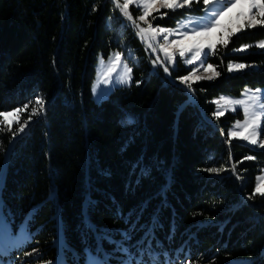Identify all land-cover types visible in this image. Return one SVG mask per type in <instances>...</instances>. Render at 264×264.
Wrapping results in <instances>:
<instances>
[{
	"label": "trees",
	"instance_id": "obj_1",
	"mask_svg": "<svg viewBox=\"0 0 264 264\" xmlns=\"http://www.w3.org/2000/svg\"><path fill=\"white\" fill-rule=\"evenodd\" d=\"M260 41L264 27L217 47L207 62L221 75L194 83L197 104L152 63L112 0H0V111L29 104L11 131L0 124L2 211L31 235L12 255L53 263L60 221L72 263L88 251L123 262L128 248L137 260L155 253L162 264L165 253L176 264H264V197L251 196L264 148L224 142L241 111L216 118L219 128L202 111L214 117L221 94L264 87ZM243 45L252 46L233 51ZM129 49L132 84L96 102L98 56ZM229 63L248 67L229 73ZM189 70L178 61L170 73L177 79ZM37 97L45 110L28 120ZM213 167L221 171H205Z\"/></svg>",
	"mask_w": 264,
	"mask_h": 264
},
{
	"label": "snow or ice",
	"instance_id": "obj_2",
	"mask_svg": "<svg viewBox=\"0 0 264 264\" xmlns=\"http://www.w3.org/2000/svg\"><path fill=\"white\" fill-rule=\"evenodd\" d=\"M114 6L119 10L120 14L126 18L127 21L131 22L132 25L136 29H138L137 35L144 39L145 34H149L152 40H155L156 37H162L164 43L160 44V49L164 52L167 62L169 64H174L176 61V56L174 54L175 49H178L179 56L184 57L186 53H193V55L188 58L185 63L191 65L194 62L199 61V67L204 68L205 72H209L210 74L207 76L196 75V71L198 69H190L189 75L178 77L177 79L181 84L185 85L188 90H192V84L196 81L200 80H213L216 77H219L221 73L216 71L215 67L211 63H207L205 67V63L209 57L215 53L217 44H222L225 47L229 44V39L236 33H240L245 29H255L258 26L264 27V0H217V2L223 3L224 6L221 7L219 11H211L210 9H206V13L210 12V22L206 26L199 27L198 30L183 31L180 32L179 35L182 36V39H173L169 42V36L175 32V29H169L164 27H153V25L147 20L152 14L153 10L158 11L159 8L176 10V9H184L186 5L190 6L193 3V0H123V3L120 0H113ZM203 4H212L213 0H202ZM137 4V12L139 13V4L143 5L142 14H138V20L143 21L147 24V27H141L136 20L133 18L132 14L129 11V6ZM158 6V7H157ZM255 10V11H254ZM235 12V16L233 17L231 14ZM163 15H167L164 13ZM225 17L229 18L227 24H224L223 21ZM222 33V35H218ZM252 45H243L242 49L249 48ZM259 48L264 49V41H260L257 45ZM148 47L155 52L156 48L153 47L152 43L148 44ZM209 49L208 52H205V49ZM242 49H233V51H240ZM203 54V59H202ZM121 53H116V61L119 62L121 59ZM164 63V61H160L159 57L153 60L152 63ZM248 65L243 63H229L227 65V71L232 73L233 71H239L245 69ZM124 74L120 77V83L129 84L132 81V68L128 67L127 64L124 65ZM164 72H168L169 68L167 66L164 67ZM115 71V69H113ZM137 83H140L137 81ZM260 89H256L253 96L249 97V100H252L253 103L251 105H246L245 101L236 100L229 101L224 97H220L219 100L214 101L218 107L217 110L213 113V116L219 119L221 116L225 114L224 111L220 110V101H225V103H235L237 105H245L243 108V112L245 114V120L243 124L240 121H236L234 127L237 129H241L239 131H235L229 129L228 136L231 138H239L240 140L249 142L250 145L256 146L258 145L260 148H264V141L260 139V120L262 114H264V102H260L258 107L255 103L256 101H260L261 97L257 95L260 93ZM31 103V101L29 102ZM45 101L40 97L35 99V104L38 107H33L31 109V113L28 117V120H31L33 116H40L43 114L45 110ZM29 104L23 105V107H17L12 111H0V117L3 119L0 120V124L7 125L8 131H11L13 122H17L19 124L20 113L27 110ZM252 109L250 112L249 109ZM235 111V109H232ZM28 120L21 124L18 128V132H14L13 138H15L18 133H25L26 128L28 127ZM227 144L232 143V139L226 140ZM244 159L254 160L255 157L249 156ZM242 162V161H241ZM205 171L210 173H219L221 169L218 168H208ZM233 172H235V165H233ZM239 179V177H237ZM259 183L256 184L253 193L251 196L259 195L264 197V177L257 178ZM251 196L249 198H251ZM156 220L154 219L153 224L155 225ZM33 251H36L35 249ZM121 251L126 254V259L122 262V264H162L159 256L155 253L148 254V261H145L143 257L140 260L136 259V256L139 253H133L128 248H122ZM26 255H31V253H26ZM165 260L163 264H176L175 261L168 258V254L165 253ZM51 264V262H49ZM106 264V262H104ZM182 264H192L191 260H185Z\"/></svg>",
	"mask_w": 264,
	"mask_h": 264
},
{
	"label": "rangeland",
	"instance_id": "obj_3",
	"mask_svg": "<svg viewBox=\"0 0 264 264\" xmlns=\"http://www.w3.org/2000/svg\"><path fill=\"white\" fill-rule=\"evenodd\" d=\"M120 2L123 3V0H120ZM223 6H224V4L217 2V0H213L212 4H203L202 0H193V3L190 6L186 5L184 9L170 10V9L159 8L158 11L153 10L152 14L149 17H147V20L153 25V27L159 26V27H164V28H169V29H175V32L169 36V42H170L173 39H182L183 37L179 35L180 32H183V31L191 32L193 30H198L199 27L206 26L210 22V19H211L210 12L211 11H219L221 9V7H223ZM136 9H137V4H133V5L129 6V11L132 14L133 18L136 20V22L141 27H147V24H145L143 21L138 20V14H142V12H143V5L139 4V9H140L139 13L137 12ZM206 9H210V12L206 13ZM179 12L182 13V15H178ZM164 13H167V15H163ZM175 15H178V16L175 17ZM231 15L234 17L235 12L232 13ZM121 17H122L123 24H125L127 27H129L136 34L137 37H140L139 35H137L138 29L134 28V25H132L131 22L127 21L126 18H124L122 15H121ZM171 17H173V19H172L173 24L167 25V24L163 23V20H167ZM228 21H229V18L225 17L223 23L227 24ZM258 27H260V26H258ZM236 34H238V33H236ZM218 35H222V33H219ZM230 39H231V37H230ZM230 39H229V41H230ZM144 40H145L147 45L149 43H152L153 47L156 48L155 52H153L152 50L150 51V49H149L150 53L151 54L154 53L156 57H159L160 61H164L163 66L164 67L167 66L169 68V71L167 72V74L170 77H168V78H170L171 81H173L177 85L185 88L186 91H188L187 92L188 96L192 99H195L196 98L195 97L196 96V88L194 86V83H196L198 81H196L192 84V90H188L185 85L181 84L179 80L173 78L171 73H170V69L176 67V63L178 61H180V62H182L183 65L187 66L189 69H198V71H196V75H203V76L209 75L210 74L209 72H205L204 68L199 67V63H200L199 61L194 62L191 65L185 63V61L188 58H190L193 55V53H186L185 56L182 58L179 56L178 49H175L173 51H174V54L176 56V61L174 64H169L167 62V59L165 57L164 52L159 47L160 44L164 43L162 37L158 36V37H156L155 40H152L149 34H145ZM219 46H223V45L218 43L217 47H219ZM246 49L247 48H244L240 51H243ZM208 51H209V49L206 48L205 52H208ZM116 53L122 54L119 62L116 61ZM126 57L136 59L132 49H129L125 53L120 52L118 50H113V51H111V53L108 56H104L102 54H100L98 56L97 62L95 65L96 73H95V77H94L93 82H92V94H93V99L96 102H100L103 99H105L106 97H108L109 94L113 90H115L116 88L128 87L132 84V82H133L132 73H131V76H132L131 83L124 84V83L119 82L120 77L123 76L124 71H125L124 65L127 64V66L131 68L130 63ZM202 59H203V54H202ZM207 63L208 62L206 61L205 67L207 66ZM158 64L160 65L159 62H158ZM233 64H236V63H233ZM113 69H115V71H113ZM215 69H216V67H215ZM216 71H217V69H216ZM233 72H237V71H233ZM200 81H202V80H200ZM207 81H209V80H207ZM256 89L261 90V92L257 94L261 97V100L255 102L257 104V107H258L260 102H264V100H263L264 99V87H257V88L245 87L240 95H233V94L224 93V94H221L218 98L214 99V101L219 100L220 97H224V98H226V100H229V101L242 100V101H245L246 105H251L253 103V101L249 100V97L254 95ZM220 105H221L220 110L224 111L225 113L231 112V113L235 114L238 111H241L243 113V117H236L235 120L231 123V125L229 127V129H232L235 131L241 130V129L235 128L234 125H235L236 121H240L241 124H243V122L245 120V114L243 112V108L245 105H237L235 103H225V101H223V100L220 101ZM215 106H216V110H217L218 106L216 104H215ZM233 108L235 109V111L232 110ZM249 110H250V112L252 111L251 108ZM204 117L209 123H212L216 128H219L217 126L215 117H209L205 113H204ZM259 123H260V129H259L260 139L262 141H264V114H262L261 120ZM231 139L239 140L241 142H245V143L249 144V142L240 140L239 138H231ZM224 142L226 143V140H224ZM256 146L259 147L258 145H256ZM258 177H264V167L262 168V171L258 175ZM1 179H2V177H1ZM259 182L260 181H258V179H257L256 184ZM58 227H59V236L57 238L56 243H57V246L59 248V251H58L57 259L51 264H104V262H106V264H110L107 261V256H105L107 254V252H105V251H103L102 254H100L98 252H94V251H88L86 254L85 261L83 263L68 262L64 256L63 252H62V249H61L63 237H62V227H61L60 221L58 223ZM30 238H31V235H30L29 231L27 230L26 224L24 222L21 223L17 229H14L12 227L11 221L9 220L7 215L4 214L2 211L1 200H0V264H22L21 260H18L14 255H12V250L16 247L23 245ZM111 264H122V262H119V263L114 262Z\"/></svg>",
	"mask_w": 264,
	"mask_h": 264
},
{
	"label": "water",
	"instance_id": "obj_4",
	"mask_svg": "<svg viewBox=\"0 0 264 264\" xmlns=\"http://www.w3.org/2000/svg\"><path fill=\"white\" fill-rule=\"evenodd\" d=\"M147 46H148V45H147ZM152 55L157 59V57L155 56L154 53H152ZM160 65H161L162 67H164V66H163V63H160ZM166 75H167V77H170V76L167 74V72H166ZM195 101H196V103L198 104L199 101H198L197 96H196V100H195Z\"/></svg>",
	"mask_w": 264,
	"mask_h": 264
},
{
	"label": "bare ground",
	"instance_id": "obj_5",
	"mask_svg": "<svg viewBox=\"0 0 264 264\" xmlns=\"http://www.w3.org/2000/svg\"><path fill=\"white\" fill-rule=\"evenodd\" d=\"M135 28V27H134Z\"/></svg>",
	"mask_w": 264,
	"mask_h": 264
}]
</instances>
